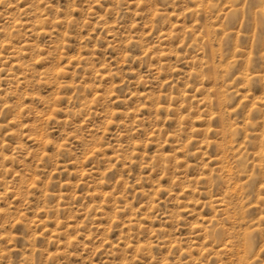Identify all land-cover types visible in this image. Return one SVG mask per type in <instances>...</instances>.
Returning a JSON list of instances; mask_svg holds the SVG:
<instances>
[{"label":"rangeland","instance_id":"rangeland-1","mask_svg":"<svg viewBox=\"0 0 264 264\" xmlns=\"http://www.w3.org/2000/svg\"><path fill=\"white\" fill-rule=\"evenodd\" d=\"M0 264H264V0H0Z\"/></svg>","mask_w":264,"mask_h":264}]
</instances>
